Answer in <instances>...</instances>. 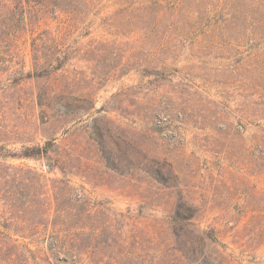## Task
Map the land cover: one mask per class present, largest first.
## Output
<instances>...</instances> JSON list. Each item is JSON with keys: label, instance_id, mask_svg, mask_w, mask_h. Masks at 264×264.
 <instances>
[{"label": "rangeland", "instance_id": "obj_1", "mask_svg": "<svg viewBox=\"0 0 264 264\" xmlns=\"http://www.w3.org/2000/svg\"><path fill=\"white\" fill-rule=\"evenodd\" d=\"M180 2L210 17L219 0ZM44 4L3 30L0 264H264V63L236 46L245 23L191 35L161 2L152 32L119 0Z\"/></svg>", "mask_w": 264, "mask_h": 264}, {"label": "trees", "instance_id": "obj_2", "mask_svg": "<svg viewBox=\"0 0 264 264\" xmlns=\"http://www.w3.org/2000/svg\"><path fill=\"white\" fill-rule=\"evenodd\" d=\"M181 0H119L118 5L121 6V10L126 14L127 25L134 23L136 21H141L146 15H157L154 20L153 26L149 28V31H154L157 29L163 17L158 18L159 10H156L161 2H166V7L168 10L172 9V18L168 24L169 29L171 27H178L180 25L181 29L188 31V34L195 35L198 33H207L209 36H215L217 32H221L225 36V32L235 24V22H242L244 24L243 30L250 32L253 36L249 42L246 44H236L237 47L248 48L250 55H254L258 63L263 65L264 55L258 54L260 48L263 47L261 44L264 36V0H242L240 6L233 8L232 13L223 14L227 2H224L222 6V0H219L217 6H213L212 10H207L210 17L201 14L200 10L192 11L189 7L185 8L181 5ZM198 4H202L204 0H196ZM226 1V0H223ZM45 0H0V50L7 47L8 34H5L3 30L11 33L16 27L22 22H24V4L28 6H45ZM48 4H46L47 6ZM197 13V16H194ZM176 14V17H175ZM179 16H186L187 21L185 24H181L180 20H177ZM226 18H230L227 20ZM11 23V24H10ZM238 25V24H237ZM178 30V29H174ZM203 31V32H202ZM223 32V33H222ZM262 36V37H261ZM259 39V40H258ZM15 43L17 40L12 39ZM264 43V41H263ZM47 82V81H46ZM47 84V83H46ZM40 99L41 97L38 96ZM41 107V102L38 103ZM260 127V124H258ZM244 130V126L242 124ZM264 132L263 130H261ZM4 147H0V157H9L8 154L3 153ZM49 152L48 143L45 147H33L26 148L22 153L9 154L10 157H24L33 158L41 156L43 153L47 154Z\"/></svg>", "mask_w": 264, "mask_h": 264}]
</instances>
